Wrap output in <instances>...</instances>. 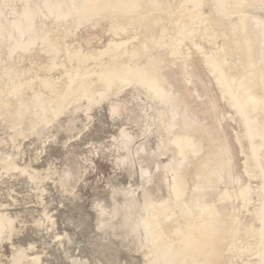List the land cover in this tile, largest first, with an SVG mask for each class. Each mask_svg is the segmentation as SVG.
<instances>
[{
  "label": "rangeland",
  "instance_id": "obj_1",
  "mask_svg": "<svg viewBox=\"0 0 264 264\" xmlns=\"http://www.w3.org/2000/svg\"><path fill=\"white\" fill-rule=\"evenodd\" d=\"M90 1L0 0V264H157L146 221L167 206L177 219L195 185L193 166L208 148L225 150L228 162L222 177L201 184L200 213L205 220L208 212L232 217L238 233L228 254L235 264H262L264 137L249 129L264 132V102L235 83L253 73L264 83V64L253 58L239 64L231 56L227 68L247 74L227 85L214 64L237 43L238 15L260 26L264 45V0H240L238 11L227 8L229 0L213 2L217 8L200 0H153V10L151 0H141L135 15L121 19L111 7L84 10ZM149 12L153 19L136 24ZM119 42L127 54L150 45L141 58L161 60L162 85L129 77L103 85L95 59L71 79L75 54L90 56ZM227 70L224 75L236 76ZM46 73L51 80L44 85L39 76ZM162 87L182 102L189 126L165 127L170 115L157 92Z\"/></svg>",
  "mask_w": 264,
  "mask_h": 264
},
{
  "label": "bare ground",
  "instance_id": "obj_2",
  "mask_svg": "<svg viewBox=\"0 0 264 264\" xmlns=\"http://www.w3.org/2000/svg\"><path fill=\"white\" fill-rule=\"evenodd\" d=\"M201 1L203 2V4L207 5L208 7H212V6L214 7L215 5H212V3L215 2V1H219L218 4L220 3V0H200V2ZM224 1H226V0H223V5L225 4ZM88 2L87 3L85 2L86 3L85 5H87V6L84 8V10H87L88 11L91 8H95L94 6L96 5V8H95L96 11L94 13L98 14L100 11H103L104 7H111L112 10H117V12L120 14L119 15V19H121V17H123L125 14L135 15L134 12H135L136 8H138V6L140 5L141 0H96V1L94 0V3H92V0H91L90 3H88ZM228 2H229L228 3L229 6L227 8L230 9L232 7L236 11H238V7L241 6L240 4H242V2L240 0H233L232 3H231V0H229ZM261 2H262V0H261ZM157 4H158L157 1L151 0L150 10L155 9V6ZM225 7H223V8H225ZM253 7H255V6H253ZM262 9H264V8H262ZM209 10H211L212 12H214L212 8H209ZM87 11H86V13H87ZM224 11H226V10H224ZM217 13H218V11H217ZM213 14H215V17L218 15V14L216 15L215 12ZM258 14H259V12H258ZM262 15H264V14H262ZM153 17H154V15L151 12H149L148 14L144 15V17H140L136 21V24H142V23L145 22V20H151V19H153ZM238 17H239L238 18V21H237V23L235 25V27H236L237 30L236 31L235 30L233 31V34H234V32H236L235 33L236 39L238 38L237 39V43H236V45H234V43H233V45H232V46H234L233 49H232V46L231 47L229 46L231 48L230 50L232 51L233 54L231 53V51L229 49H228L230 51L229 53H231L230 55H229V53L227 51V48L225 50V47H226L225 46V42L227 41V39H226V41H223L224 42L223 43V46H225V47H223V49L225 51H223V52L221 51L222 53L220 54V56H221L220 57V64L219 65H218V63L217 64H214V67L217 69V71H219L220 78L222 77V79H224V81L226 82V85L230 81L238 80V79L244 77V75L247 74V73L244 74V75L242 74L243 76L242 75L240 76L239 73H240L241 70L239 71V68L236 67L237 65L234 66L235 67V70H233V71L231 70L232 67H228V68H231V69H228L227 66L234 65V61L232 63V60L233 59H231V58H234L235 59V56H237L236 58H238V59H235V60H237L239 62V64H241V62L243 64V63H245V61H248V63L247 62L245 63V64L248 65L250 60H251L250 62H253L251 58H253L254 60H256L255 62L258 61V62H261L262 64H264V45H260V42L263 39L260 41V34L261 33H260V30L257 29V28L260 29V26H254V24H252L253 26H251V24H249L251 22L248 21L247 18L245 20L244 15H243V18L244 19L243 18H240L241 15L240 16L238 15ZM25 18L24 19H25V22H26V26L28 28L29 25L31 24V20H30L29 16H25ZM119 19H117L115 21H118ZM211 19H213V17ZM215 19H219V17L218 18H215ZM217 22H219V21H217ZM221 22H223V21H221ZM226 22H225V24L228 23L227 24V27L230 28L231 27V24L229 22H227V23ZM165 24L166 23H164V25ZM229 24H230V26H229ZM152 25L153 24L146 25L147 26L146 31L151 30ZM215 30L216 31H219L217 27L215 28ZM253 30H255V31H253ZM177 34L180 37V34L178 32L176 33V35ZM181 36L182 37L183 36L186 37V35H183V34ZM234 38H235V36H234ZM34 41H35L34 38L29 39L26 43L24 41L23 42V45H25V47H26L29 44H33ZM228 43H230V41H228ZM121 44H122V42H119V43H109V46H107V48H105L103 50H100L96 54H92L90 56H84V55L75 54L72 57L75 60V62H76V65H74L76 67L73 68V74L74 75L71 73L72 70H71V72L69 71L74 76V78H71V79L72 80L73 79H75V80L77 79L78 80L79 77L81 76V70L83 69V67L86 64L87 60L88 59H95V60L98 61V64H97L98 70H97V74H95V75H98L96 78H98V80L100 82L104 83L103 85H107L108 81L109 82H113L112 81L113 78H115V79L116 78L123 79V78H126V77L137 79V80L141 81L142 83H144L146 85H150V86L155 85V83L160 85L161 82H163V79L165 77L164 76L165 74L163 73V67H162L161 60L159 58H157V57H151L150 58V56L145 57V58H141V56L144 53V51L146 49H149L150 48V45L145 44V43L139 44L137 48H135L132 52H130V53L127 54L125 52H123V53L121 52V50H120ZM50 45H53V43L51 42ZM78 50H79V48H78ZM78 50H77V52H79ZM226 51H227V53H225V54H228V55H225L224 54V52H226ZM61 53H63V52H61ZM104 55H108L107 58H102ZM231 56H234V57H231ZM52 59H54V58H52ZM52 59H50V61ZM229 59H230V61H229ZM229 62H231V63L229 64ZM119 63H121L122 64L121 66L124 68L123 72H118L117 71V65ZM235 64H236V61H235ZM255 65H257V63ZM223 67L226 70L228 69V70L232 71L231 72L232 74L234 72L235 73L234 75H236V76L235 77H232V78H229L230 77V76H228V75H230L229 73H228V75H224V71H223L224 68ZM242 69H244V68H242ZM249 71H251V70H249ZM249 73L251 74V72H249ZM71 74H70V77H71ZM50 75H51V73H50ZM67 75L68 74H66V76ZM250 76L253 77V79L250 77L251 79H249L247 81H250V80H252V82L254 81L255 82V86L253 84L250 85L252 83L251 81H250L251 83L250 82L247 83V81H241L240 80V81H237L235 83L236 88L239 87V89H243V90L247 91L250 94H254L255 96H258V98L261 101L260 103L262 105V102H264V83H262L260 81V77H259L260 75H256V73H253V75H250ZM39 77H41L39 82H41L44 85L49 80H51V76H49V74H47L45 76H39ZM70 77L68 79H70ZM82 79L85 80V78H82ZM75 80H74V82H75ZM131 80H133V79H131ZM81 82H79V85H81L80 84ZM83 82H85V81H83ZM88 82L86 84H88ZM62 83H63V85L65 84L64 82H62ZM66 83H67V81H66ZM24 84H26V83H24ZM68 84H69V82H68ZM37 86H38V84H37ZM61 86H59V87H61ZM86 87L87 86H85V88ZM32 88H35V87H32ZM56 88H57V86L55 87V89ZM158 88H159V86H158ZM61 89H64V88L61 87ZM12 90H14V89L12 88ZM17 90H18V87L14 91L17 92ZM74 90H75V88H74ZM18 91H20V89ZM59 91L60 90H58V92ZM157 92H158L159 96L162 99H164L163 102H165V100L167 101V111H168L170 117H168V118L165 119V127L168 128V129H172L175 125H182L184 127L189 126L190 125V121H191L190 120V116L188 117L187 114H184V110L182 111V110L179 109V105L182 104V102H180L179 105H178V100H176V98H175L176 95L174 96V94L170 91V88L166 89V88H163L162 87L160 90L158 89ZM21 93H22V91H21ZM178 93H179V91H178ZM25 95H27V94H25ZM14 96H16L15 93H14ZM235 96H233V97H235ZM248 96H249V94H248ZM25 98H26V96H25ZM237 98H239V97L237 96ZM51 99H53V98H51ZM241 101H242V99H241ZM235 102L237 103V100L236 99H235ZM252 102H254V101H252ZM255 102L257 103V101H255ZM258 103H259V101H258ZM28 104L26 103L25 105L28 106ZM243 105H245V104H243ZM253 105H255V104H253ZM40 106H42V108H43L45 105L44 106L43 105H40ZM247 107L249 108L250 106H247ZM258 108L255 109V110L258 111ZM8 109H10V108H8ZM261 110H263V108L259 109L258 114H259V112ZM34 111H36V110H34ZM261 112H263V115H261V117H259V118H261V120H263L264 119V111H261ZM260 114H262V113H260ZM177 116L179 117V119L182 118L181 119L182 122H180V121L178 122V119H176V120L174 119ZM48 119H50V118H48ZM249 132H250L251 135L253 134V132H255V133H258L260 136L264 137V132H259V130L256 131L255 129H253V127H251V129H249ZM179 138H181V137H179ZM179 148H181V147L179 146ZM178 151H179V149H178ZM180 152H181V150H180ZM223 152L224 153H220V154L218 153L217 154V150L215 151L213 148H208V150L206 151V154L202 158H200L198 160V162H196L194 164L193 167L195 169V185L193 187V191H192L191 195L187 197L186 202L183 203V204H179L178 211L176 213V216H177V219L176 220L170 219V216L172 214V210L171 209L168 210L169 209L168 208L169 206L165 205L167 207H162V208L159 209V211L156 210V208H153L152 207L153 208L152 210H156L154 212H157V213H154L151 216V218H148V220L147 221L145 220V221H146V224H147V226L149 228V232H150V235H151L152 240L154 241V243L157 244L156 248H157L158 255H159L158 256L159 261H157V264H235L234 259H233V256L230 255L231 252H230V250H228V248L229 249H230V247L233 248L232 241L234 239H236V236H237V233H238V227H237L236 223L234 222V220L232 219V217L228 216L227 214H222V213H219V212H213V214H211V213L208 212L207 213L208 219L206 218V220H205V214H203V216H204V218H203L202 217V213H200L201 212L200 207L203 206L204 204L203 205L201 204V206H200V204H199V206H197L198 203L196 204V202H199V203L200 202H203V200L201 198V195H200L201 194V184L204 183L205 181L213 182V181L218 180L220 177H222V172H224L226 170L225 167H226V164L228 162V158L226 156V153L227 152L225 150ZM179 164H182V163H179ZM179 189H180V187L178 188V190ZM210 214L212 215L211 217L208 216ZM228 252L230 254H228ZM262 258H261L262 259L261 262H262V264H264V257L262 256ZM154 264H156V262Z\"/></svg>",
  "mask_w": 264,
  "mask_h": 264
}]
</instances>
